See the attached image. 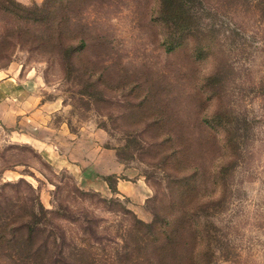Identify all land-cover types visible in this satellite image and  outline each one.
Segmentation results:
<instances>
[{
    "label": "rangeland",
    "instance_id": "rangeland-1",
    "mask_svg": "<svg viewBox=\"0 0 264 264\" xmlns=\"http://www.w3.org/2000/svg\"><path fill=\"white\" fill-rule=\"evenodd\" d=\"M13 1L0 5V203L38 195L118 240L123 211H199L213 264H264V0H185L176 22L160 0ZM107 150L146 180L139 206L63 166L113 188Z\"/></svg>",
    "mask_w": 264,
    "mask_h": 264
},
{
    "label": "trees",
    "instance_id": "trees-1",
    "mask_svg": "<svg viewBox=\"0 0 264 264\" xmlns=\"http://www.w3.org/2000/svg\"><path fill=\"white\" fill-rule=\"evenodd\" d=\"M14 3L0 0L5 13L14 10ZM186 12L185 0H160V14L167 21L186 20ZM33 39L42 41L35 33ZM78 42L86 47L84 37ZM21 183L26 181L20 178L1 187ZM198 212L154 213L150 222H144L123 211L130 218L118 240L99 234L92 219L84 218L80 224L76 217L44 208L38 195L19 203L5 199L0 203V264H213L216 239L209 233L210 222ZM58 219L78 223L77 231Z\"/></svg>",
    "mask_w": 264,
    "mask_h": 264
},
{
    "label": "crops",
    "instance_id": "crops-1",
    "mask_svg": "<svg viewBox=\"0 0 264 264\" xmlns=\"http://www.w3.org/2000/svg\"><path fill=\"white\" fill-rule=\"evenodd\" d=\"M50 152H54L53 150ZM50 152L43 151V154L48 156L53 162L57 163L59 161L58 156H51ZM106 153H101V156H109L108 161H106V164L104 166V173L107 174H116V181L113 188H110L108 185L106 179H102L101 181H98V179L90 178L86 173H83V168L80 165L77 164H69L63 165L66 168H72L73 176L79 180V182L83 183L87 188L96 190L101 192L102 194H111L115 193L117 195L126 197L129 201V204L131 206L138 205L143 203L149 198V186L147 185L146 180L141 175H125L129 170H131L130 167L122 165L121 163H118L115 161V159H112V156L110 155V151H104ZM55 153V152H54ZM111 157V159H110ZM120 171L124 172L125 177L119 176ZM137 207V206H136Z\"/></svg>",
    "mask_w": 264,
    "mask_h": 264
}]
</instances>
